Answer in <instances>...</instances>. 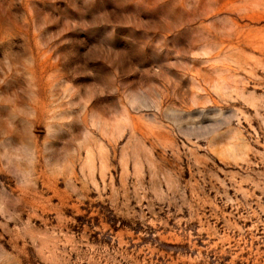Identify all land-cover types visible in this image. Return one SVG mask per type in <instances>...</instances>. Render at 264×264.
<instances>
[{
  "label": "rangeland",
  "instance_id": "1",
  "mask_svg": "<svg viewBox=\"0 0 264 264\" xmlns=\"http://www.w3.org/2000/svg\"><path fill=\"white\" fill-rule=\"evenodd\" d=\"M0 264H264V0H0Z\"/></svg>",
  "mask_w": 264,
  "mask_h": 264
},
{
  "label": "snow or ice",
  "instance_id": "2",
  "mask_svg": "<svg viewBox=\"0 0 264 264\" xmlns=\"http://www.w3.org/2000/svg\"><path fill=\"white\" fill-rule=\"evenodd\" d=\"M110 36L111 33H109L108 29L105 28L95 36V39H98L101 43H109Z\"/></svg>",
  "mask_w": 264,
  "mask_h": 264
}]
</instances>
